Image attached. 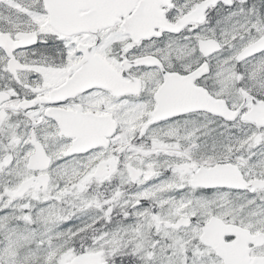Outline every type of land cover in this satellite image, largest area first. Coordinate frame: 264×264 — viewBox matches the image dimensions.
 I'll return each instance as SVG.
<instances>
[{
	"label": "snow or ice",
	"instance_id": "obj_1",
	"mask_svg": "<svg viewBox=\"0 0 264 264\" xmlns=\"http://www.w3.org/2000/svg\"><path fill=\"white\" fill-rule=\"evenodd\" d=\"M0 264H264V0H0Z\"/></svg>",
	"mask_w": 264,
	"mask_h": 264
}]
</instances>
